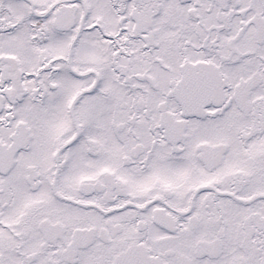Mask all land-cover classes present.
Here are the masks:
<instances>
[{"label": "snow or ice", "instance_id": "1", "mask_svg": "<svg viewBox=\"0 0 264 264\" xmlns=\"http://www.w3.org/2000/svg\"><path fill=\"white\" fill-rule=\"evenodd\" d=\"M0 264H264V0H0Z\"/></svg>", "mask_w": 264, "mask_h": 264}]
</instances>
